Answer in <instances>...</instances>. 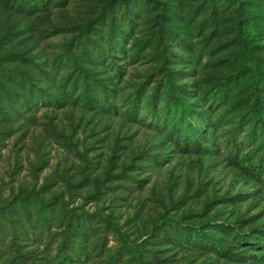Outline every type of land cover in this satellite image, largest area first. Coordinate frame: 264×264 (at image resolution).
<instances>
[{
  "label": "rangeland",
  "instance_id": "obj_1",
  "mask_svg": "<svg viewBox=\"0 0 264 264\" xmlns=\"http://www.w3.org/2000/svg\"><path fill=\"white\" fill-rule=\"evenodd\" d=\"M56 1L0 0V264H264L262 182L212 145L233 126L263 134L249 111H264V0ZM100 82L110 110L84 103ZM30 85L50 102L16 116ZM180 113L200 152L170 139L164 114Z\"/></svg>",
  "mask_w": 264,
  "mask_h": 264
},
{
  "label": "trees",
  "instance_id": "obj_2",
  "mask_svg": "<svg viewBox=\"0 0 264 264\" xmlns=\"http://www.w3.org/2000/svg\"><path fill=\"white\" fill-rule=\"evenodd\" d=\"M64 0H58L56 2L53 3H58V2H63ZM9 3L11 4V6L13 8H15L16 10H31L33 8H40V7H49L52 4V0H9ZM234 13H235V17L238 19V28H239V33H240V37L242 38L241 41L244 42V44L246 45V41L249 39L248 36H246V34L242 31V27H243V22L241 19V11L239 8H234L233 9ZM112 13V10H111ZM95 34H98V36H101L100 32L95 31ZM107 45L111 46L110 44V39L111 37L108 35L107 36ZM120 49L123 50V46L120 45L119 46ZM110 50L112 52H108L109 57L115 58L118 55H116V52H118L116 49H114V47H110ZM107 53L102 52V50L100 48H98V52L97 53H93L92 51H89V56L87 58H91L93 60H100L101 61L103 59H105ZM80 75V74H79ZM84 77V76H83ZM75 81H73V83H71V89L73 87H75L74 85H76V83L78 82L77 77L75 76ZM67 82V83H66ZM68 82L70 84V79L67 77V79H65V84L66 86L68 85ZM94 88L91 89V93L89 92L88 89L85 88V94H84V103L89 104V105H95V106H99V108H101L102 110H110L112 107L114 108V104L112 102L109 101V97L111 95L110 91H108V87L105 85V83H98V85H93ZM96 86V87H95ZM68 87V86H67ZM103 88L104 93H103V99H98L99 97L96 95V88ZM253 87H258V82L256 81L253 84ZM256 90V89H255ZM141 91L139 89V91H137L136 93H134L135 96H133V100H132V105L131 107H129V115L131 117L134 118H139L140 116H138V101L141 98ZM28 94L29 97L28 99H26L25 95H19V97L15 100L16 103H19V106L21 109H18V107H16L17 109H13V112L15 113L16 116H20L23 114V112H30L31 110H33L32 106H35L37 102H44L45 99L47 100V102H50L49 100V96L45 95L46 98L43 97V93H39L38 91V87L37 88H33L32 85L29 86L28 88ZM52 97H50L51 99ZM174 98V96H173ZM176 98L178 99L179 97L176 96ZM176 103H175V108H176ZM149 108H152L153 110H155V106L153 105H148ZM36 107V106H35ZM187 107V106H186ZM186 107H184L182 112L187 113L188 109H186ZM23 109V110H22ZM250 116L252 118V120L255 122V126L259 127L262 131L263 134L261 137L257 136L256 133V129L252 131L251 133H248L246 135L247 139L243 140V139H239V131L237 127H230L229 129H226L223 133V141H215L212 143V145L214 146V150H219L220 148L223 149V152H225L226 157L228 159V161L233 164L234 166L239 167L243 172L249 174L250 176H252L253 178L259 180L262 182V186L264 188V111L262 106L259 103L254 102L253 106L250 109ZM181 113L179 115H175V117L169 116L164 114V116H168L170 117V121L168 122H172V126L168 131V135L170 137V139L172 140V142L178 147V149L181 150H194L197 152H200L201 150H203L204 148H206L203 145V139L205 137V133L201 132V130H197V129H193L190 118L192 119V117H190V115H187L186 117H188V119L186 120L184 118V115H181ZM193 114V113H192ZM30 116V115H28ZM27 116V117H28ZM158 120V118H157ZM156 120V121H157ZM185 120V121H184ZM186 122V123H185ZM242 123V122H241ZM221 123L217 121L211 122V126L212 128L215 130V128H218V126H220ZM250 140V141H248ZM247 142H250L249 144H246ZM230 199L236 200L235 197H229ZM47 205L49 206V208L52 209L51 203L50 201H48ZM51 206V207H50ZM229 228H231L229 226ZM248 237H250L248 235ZM13 244V243H12ZM3 243H2V238L0 237V256L3 254ZM6 246V245H5ZM12 251L15 253L14 255L17 256H21V257H25L26 253L20 251V249L18 248V246H14V248H12ZM64 257L61 256V258H59L61 262V264H68V260L67 259H63ZM260 259L263 260L264 262V251L261 252L260 254ZM20 264L21 263V259H18ZM55 259H51L50 260V264H60L59 263H55L54 262ZM70 264V262H69Z\"/></svg>",
  "mask_w": 264,
  "mask_h": 264
}]
</instances>
